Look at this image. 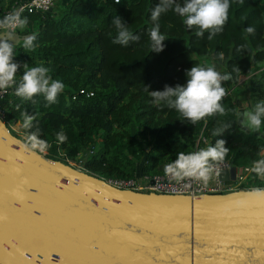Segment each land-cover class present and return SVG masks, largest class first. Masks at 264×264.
I'll list each match as a JSON object with an SVG mask.
<instances>
[{"label": "trees", "instance_id": "trees-1", "mask_svg": "<svg viewBox=\"0 0 264 264\" xmlns=\"http://www.w3.org/2000/svg\"><path fill=\"white\" fill-rule=\"evenodd\" d=\"M16 1L0 0V17ZM59 2L55 0L48 11L23 13L27 23L18 31L31 33L28 37H34V46L25 48L26 38L18 42L14 60L24 69L48 68L52 79L64 84L62 92L49 104L43 95L25 100L9 88L1 100L3 121L18 122L23 136H17L27 145L109 179L163 173L177 153L197 151L214 145L217 139L226 141L228 152L223 160L236 166L251 165L264 157L260 154L264 122L258 134L241 128L236 105L227 92L243 74L250 106L254 109L264 100V0H230L223 31L211 40L208 32L197 37L195 28L189 30L184 18L169 10L157 21L166 37L158 53L151 52L149 30L153 26L151 10L159 0ZM115 16L140 39L127 46L113 43ZM247 27H253L254 34H248ZM196 65L215 66L231 79L223 84L226 115L192 124L165 103H153L149 91L186 83V71ZM21 78L17 72V82ZM25 113L33 117L28 128L24 126ZM225 123L230 125L228 130L213 135ZM61 133L63 141L58 138ZM248 179L264 187L255 168Z\"/></svg>", "mask_w": 264, "mask_h": 264}, {"label": "water", "instance_id": "water-1", "mask_svg": "<svg viewBox=\"0 0 264 264\" xmlns=\"http://www.w3.org/2000/svg\"><path fill=\"white\" fill-rule=\"evenodd\" d=\"M30 35L0 31L15 46ZM0 264H264V187L117 188L30 147L0 118Z\"/></svg>", "mask_w": 264, "mask_h": 264}, {"label": "clouds", "instance_id": "clouds-1", "mask_svg": "<svg viewBox=\"0 0 264 264\" xmlns=\"http://www.w3.org/2000/svg\"><path fill=\"white\" fill-rule=\"evenodd\" d=\"M121 0H114L119 4ZM243 3V0H240ZM230 0H159V3L151 10V20L153 26L149 30L151 41V52H160L164 48L163 41L166 37L160 32V25L157 23L161 14L172 10L180 17L183 23L191 30L196 29L195 35L203 37L208 32V39H212L216 34L223 31V27L228 20ZM17 24L23 27L26 19H20L15 13L6 17L0 25ZM117 35L113 43L127 46L131 41H138L140 37L133 34L127 27V23L119 16H115L112 21ZM248 34H254L253 27H247ZM8 39H0V92H6L9 88H14L15 95L25 100H32L33 97L43 95L49 103H55L57 96L62 92L64 84L60 80H54L48 74L49 69L44 66H34L28 68L22 74L19 82L16 80V73L20 70L21 64L14 60L15 45ZM34 46V37H27L24 41L25 48ZM187 79L184 84L175 86L164 85L163 90L149 91L152 102L160 105L165 103L169 108L175 109L186 120L195 124L206 117L214 115H226V109L222 104L226 96V89L223 84L231 79L228 73H220L215 66H192L185 73ZM148 90V87L146 86ZM242 124L250 130H259L264 122V100L254 105V110L242 113ZM24 126H31L33 117L24 114ZM230 127L225 123L222 128L214 130L213 135L221 136ZM58 138L63 141L64 135L58 134ZM35 142V135L30 136ZM43 146V142H40ZM224 139H217L214 145L200 148L194 152H179L176 158L164 166V172L173 179L193 178L207 182L215 169L217 162L222 161L228 152ZM35 146V143L34 145ZM255 171L264 172V160H260L255 165Z\"/></svg>", "mask_w": 264, "mask_h": 264}, {"label": "built area", "instance_id": "built-area-1", "mask_svg": "<svg viewBox=\"0 0 264 264\" xmlns=\"http://www.w3.org/2000/svg\"><path fill=\"white\" fill-rule=\"evenodd\" d=\"M54 3L55 0H17L11 9L3 12V15L0 17V22L5 21L6 17L15 13H18L20 19H22L23 13L48 11ZM19 27L20 26L15 23L10 26L0 25V31H16ZM6 92H0L1 119L3 117L1 110V100ZM66 162L78 169L87 171L81 166H76L73 161L66 160ZM255 165L256 162L251 165H234L235 169L233 180H223L218 176L220 171L226 170L230 166V160L228 159L216 163L215 169L207 182L193 178H183L177 180L173 179L170 175L165 174V172L153 175L137 173L131 177L118 179L102 178L114 187L130 189L139 192L197 195L201 193L227 192L239 188L252 189L258 187L250 183L248 179V176L253 168H255Z\"/></svg>", "mask_w": 264, "mask_h": 264}, {"label": "crops", "instance_id": "crops-1", "mask_svg": "<svg viewBox=\"0 0 264 264\" xmlns=\"http://www.w3.org/2000/svg\"><path fill=\"white\" fill-rule=\"evenodd\" d=\"M65 0H61V3H63ZM247 76L240 74L238 77V82L234 86H229L227 89V92L232 96L233 101L236 105L237 109V123L238 125L243 128L246 131H251L255 134L259 133V130H250L248 127L244 126L242 124L243 116L242 113L245 111H252L254 110L249 103L248 98V89L247 86L244 83V79H246ZM260 154H264V149L261 150ZM262 157V156H261ZM260 160H264V157L260 158L259 160H256L257 163ZM262 177V178H261ZM258 178L264 179V172H258Z\"/></svg>", "mask_w": 264, "mask_h": 264}, {"label": "rangeland", "instance_id": "rangeland-1", "mask_svg": "<svg viewBox=\"0 0 264 264\" xmlns=\"http://www.w3.org/2000/svg\"><path fill=\"white\" fill-rule=\"evenodd\" d=\"M59 4H61L60 2H59ZM17 62V61H16ZM26 69H24V68H21L20 67V70L18 71L19 72V74H23V72L25 71ZM9 124V128L16 134V135H19V136H23V135H21V133H20V131H19V123L18 122H8ZM42 153H44L43 151H42Z\"/></svg>", "mask_w": 264, "mask_h": 264}]
</instances>
